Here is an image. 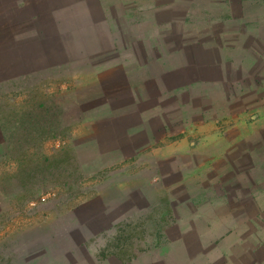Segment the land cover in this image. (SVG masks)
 <instances>
[{
	"label": "rangeland",
	"instance_id": "obj_1",
	"mask_svg": "<svg viewBox=\"0 0 264 264\" xmlns=\"http://www.w3.org/2000/svg\"><path fill=\"white\" fill-rule=\"evenodd\" d=\"M83 2L0 0V264H264V0Z\"/></svg>",
	"mask_w": 264,
	"mask_h": 264
},
{
	"label": "trees",
	"instance_id": "obj_2",
	"mask_svg": "<svg viewBox=\"0 0 264 264\" xmlns=\"http://www.w3.org/2000/svg\"><path fill=\"white\" fill-rule=\"evenodd\" d=\"M84 2H85V0H84ZM84 2L82 4H84ZM85 5L87 7H89L87 10H88V12H90L92 10L91 3L88 1V3H85ZM75 11H73V9L71 11L72 12V14L70 15V21H71V23H74V25H81V24H83V22H85V23H88L89 22L92 25L94 24V21H95L94 17H92V19L90 20V19H88V18H86L84 16H81L80 13L76 15L75 14ZM7 27H9L8 24H7ZM108 30L109 29H107V31ZM107 31H106V33L108 34ZM98 33L101 36H99L97 38L98 39L97 43H93L92 44L91 40L83 39L82 42H81V45H80V51L85 52L87 54L88 51H92L94 49L97 50L99 48H104V47H100V46H104L106 44L105 41H107V36L108 35L103 36L106 33L104 31H102L100 33L99 32V29H98ZM80 51L78 50L76 52H80ZM44 64H46V63H44ZM53 66H55V65L54 64H50V63L47 64V65H42V67H44L45 69L46 68L53 67ZM6 75H7V77H6L7 80H9V79L12 78V77H9V75H10L9 72H8V74L6 73ZM10 76H12V75H10ZM239 235L241 236L242 234H239ZM245 237L246 238H257L258 240H260V242H262L261 239H264V231L263 232L261 231L260 233H258L256 235V237H252L251 235L247 236V234H245ZM142 241H144V239ZM112 245H113V247H112L113 248V251L110 254H113V255L117 256V258H119L121 260V262H124V263L132 262L133 260L137 259V257L140 256V254H143L145 252V250H144V248H143L142 245L136 244V243L127 245L126 243H123V240H120V242L117 241V240H114L113 243H112ZM126 248H130V249L127 250Z\"/></svg>",
	"mask_w": 264,
	"mask_h": 264
},
{
	"label": "crops",
	"instance_id": "obj_3",
	"mask_svg": "<svg viewBox=\"0 0 264 264\" xmlns=\"http://www.w3.org/2000/svg\"><path fill=\"white\" fill-rule=\"evenodd\" d=\"M104 263H106V264H107L108 262H104ZM113 263H114V262H113V261H111V263H110V264H113Z\"/></svg>",
	"mask_w": 264,
	"mask_h": 264
}]
</instances>
